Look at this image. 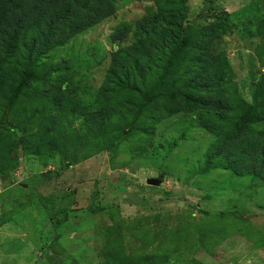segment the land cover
Instances as JSON below:
<instances>
[{"label": "rangeland", "instance_id": "obj_1", "mask_svg": "<svg viewBox=\"0 0 264 264\" xmlns=\"http://www.w3.org/2000/svg\"><path fill=\"white\" fill-rule=\"evenodd\" d=\"M166 1L185 15L183 83L206 74L199 55L214 80L227 61L221 108L141 107L177 42L153 0H115L35 68L20 52L0 77V264H264V120L240 117L264 71L262 0ZM116 55L135 90L109 79Z\"/></svg>", "mask_w": 264, "mask_h": 264}, {"label": "trees", "instance_id": "obj_2", "mask_svg": "<svg viewBox=\"0 0 264 264\" xmlns=\"http://www.w3.org/2000/svg\"><path fill=\"white\" fill-rule=\"evenodd\" d=\"M115 0H0V77L4 76V66H12L16 63L18 54L23 53V63L26 67L31 68L38 66L42 54L50 47L60 45L67 37L94 25L99 20L108 16L114 11ZM156 9L155 13L162 18L164 24V41L167 39H177L176 46L171 49L170 54L158 76L156 91L151 94L147 93V101L141 105L145 107L154 95L162 94L171 103L179 99H184L186 111L193 110L195 107L212 108L219 107L217 100H214L213 94L217 88H221L224 73L228 71V63L221 57V67L218 70V80L209 74L206 64L199 61L202 57L197 58L200 69L206 74L200 79H193L187 83L181 81V67L183 58L186 55V48L189 44V37L182 35V19L185 18L184 12L180 8L168 7L166 0H153ZM181 2V3H180ZM182 6L183 0H179ZM170 10V11H169ZM147 17L140 19L144 22ZM261 30L264 31V0H262V24ZM124 29L123 32H126ZM170 39V38H169ZM126 49V51H128ZM119 54V53H116ZM119 55L112 60V66L109 72V79L114 73L118 74L122 85L129 89L135 90V86L130 77L138 78L140 72L129 68L126 71L119 65ZM118 60V61H117ZM32 69V68H31ZM32 73L26 68L23 69V79L18 87L23 90L29 86ZM108 79V80H109ZM194 82L196 84L194 85ZM204 91L206 94H196ZM148 96L150 100H148ZM14 100V99H13ZM221 101V100H220ZM218 101V102H220ZM241 119L259 122L264 120V71L257 80V93L251 104L244 103L240 112ZM14 130V127H10ZM249 149V154L253 158H258V150L264 152V138L253 139ZM237 156L245 154L242 150L244 144L240 145ZM233 162L226 161L225 165L233 167ZM236 166L242 167L237 161ZM237 171V170H236ZM244 172L257 173L256 164L245 163Z\"/></svg>", "mask_w": 264, "mask_h": 264}, {"label": "water", "instance_id": "obj_3", "mask_svg": "<svg viewBox=\"0 0 264 264\" xmlns=\"http://www.w3.org/2000/svg\"><path fill=\"white\" fill-rule=\"evenodd\" d=\"M147 182L150 184H157V180L156 179H147Z\"/></svg>", "mask_w": 264, "mask_h": 264}]
</instances>
